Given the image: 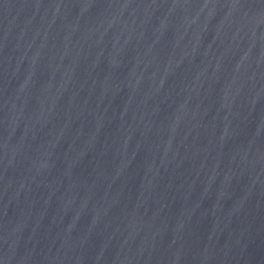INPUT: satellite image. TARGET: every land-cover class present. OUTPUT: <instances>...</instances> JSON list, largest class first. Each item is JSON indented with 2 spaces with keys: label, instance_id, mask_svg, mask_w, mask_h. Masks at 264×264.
Segmentation results:
<instances>
[{
  "label": "water",
  "instance_id": "water-1",
  "mask_svg": "<svg viewBox=\"0 0 264 264\" xmlns=\"http://www.w3.org/2000/svg\"><path fill=\"white\" fill-rule=\"evenodd\" d=\"M0 264H264V0H0Z\"/></svg>",
  "mask_w": 264,
  "mask_h": 264
}]
</instances>
